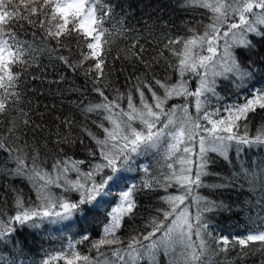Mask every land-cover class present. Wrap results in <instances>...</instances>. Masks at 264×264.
Segmentation results:
<instances>
[{
    "label": "trees",
    "instance_id": "16d2710c",
    "mask_svg": "<svg viewBox=\"0 0 264 264\" xmlns=\"http://www.w3.org/2000/svg\"><path fill=\"white\" fill-rule=\"evenodd\" d=\"M104 3L112 6L113 13L103 24L106 31L101 37V57L105 61L102 67L106 76L98 85L92 80L97 74L95 70L85 75V70L96 61L92 58L84 60L82 53L88 54L91 50L87 48L89 37L86 38L82 32H73L67 38L62 35L61 46L56 44L55 39L46 40L45 29L52 25L45 24L44 28H41L33 27L27 21H20L14 26L17 36L26 45H31L32 50L24 57L29 61L28 64L18 63L12 66V71L19 73L20 101L8 104L6 112L0 115V121H3L0 124V139H4L10 147H23V153L14 151L13 156L26 154L28 167H31V156L35 154L33 149H38L39 163L50 173L56 161H65L69 158L72 161H84L79 167L85 173L91 170L92 165L104 163L93 137L103 140L105 132L98 125L103 124L108 128L111 125L104 119V113L84 111L86 106L101 103L103 100L94 89L102 88L109 99L116 98L119 93L121 96L119 103L124 109H127V96L130 92L134 102L139 105L140 97L136 87L141 81L151 82L158 94L162 95L163 89L155 84L154 77L167 83H175L180 79L175 71V67H178V58L170 49L182 50L183 41L193 35L190 29L203 34L206 25L211 23L209 17L212 14L207 9L188 3L187 0H104ZM57 22L63 23L59 18L53 23ZM67 27L72 28V23ZM258 27L264 31V26ZM176 39H180L181 42L169 44L170 40ZM248 39L255 44L254 49L249 51L235 47L233 52L242 68L249 70L253 75L243 81L233 74H229L228 79L216 77L217 95L206 94L209 97L207 110L220 109L219 116L215 117L217 119L228 115L223 110L225 106L242 105L245 103V97L251 98L255 89H264V42L252 33L248 34ZM136 41L138 43L133 48ZM219 43L222 45L223 40ZM141 46L144 49L142 52ZM134 51L148 62L150 70L133 56ZM222 51V48L219 49L217 58L222 55ZM203 54L206 55V51ZM61 56L66 57L73 67H69L61 60L59 58ZM82 60L81 66L79 62ZM185 79L189 81L190 88L195 90L197 78L189 73ZM143 90L146 98L151 101V93L147 88ZM188 99L190 114L195 117L194 98ZM184 102L183 97H177L170 100L167 106ZM23 113H27V119L30 121L28 126L24 124ZM13 120L16 122L17 131L10 135L8 129L12 125L9 122ZM66 122H70V126ZM201 122L211 127L207 121ZM237 123L240 125L238 135L243 136L247 132L249 138L255 137L258 130L264 126V110L257 107L255 112L248 113L247 120L240 119ZM245 124L247 129L244 127ZM16 135L21 137L19 142L16 141ZM237 148L240 149L239 152ZM90 152H94L95 155H90ZM154 152L134 156L130 170H122L119 173L130 175L123 179L124 181L118 179L115 185L111 184V194L105 197V202L110 203L111 208L102 203L93 211H88L86 215L81 212L79 217L61 220L60 223L66 222L64 225L59 222L50 225L52 222L49 219L36 220L39 227H31V222L23 227L15 223L9 225L14 227L15 231L10 238L0 242V264H43L50 256L67 251L69 244H75L82 255H88L94 262L99 261V264H105L106 259L115 260L111 255L112 249L126 247L131 236L138 234V229L141 233L150 231L144 228L145 223L156 215L157 208L167 207L160 198L167 193L176 192V188L173 187L166 193L159 185H156L154 190L143 188L146 181L157 179L163 181V174L171 171L166 164L172 161H165L161 153ZM228 157L226 160L219 155L211 156L214 162L209 165L210 174L202 177L204 186L194 187L188 198L190 201L193 197H202L217 206L214 211L204 213L212 232V236L208 237L210 252L204 259L210 260V264H264V249H261L259 242H249L243 249L238 242L239 238H245L250 232L264 230V145L249 147L233 143ZM153 161L156 163L153 164ZM15 167L16 164L9 160L8 153L0 151V223L3 224L9 221V217L16 215L17 196L22 198L26 207L40 203L32 183L12 172ZM176 167L179 168V164ZM67 174L69 178L77 179L75 171H69ZM99 178L96 177L97 180ZM80 179L83 180L84 177L81 176ZM132 180H135L133 186H136L134 192L136 207L131 218L127 215L123 217L122 227L117 232L123 244L105 245V249L109 250L108 254L98 255L93 243L103 237V229L110 220L109 213L117 204V193L113 188L114 186L126 188L125 183H131ZM51 190L58 196L69 194L61 188L53 187ZM71 194L73 197H68L69 200H79L78 193ZM143 195L146 196L144 201L140 200ZM81 207L87 210L89 205ZM97 210L104 212V215L102 217L97 215ZM191 212L195 215V205L192 206ZM88 221L92 223L89 226ZM63 233L69 234L70 237L64 235L61 239ZM85 234L89 239L82 240ZM219 236L229 239L226 253L219 251L224 247L222 242L217 243L216 237ZM100 253H104L102 247ZM52 264H64V261H53ZM78 264L83 262L80 261ZM141 264H150V261L145 258ZM157 264H169L163 252L158 255Z\"/></svg>",
    "mask_w": 264,
    "mask_h": 264
},
{
    "label": "snow or ice",
    "instance_id": "6c2138e0",
    "mask_svg": "<svg viewBox=\"0 0 264 264\" xmlns=\"http://www.w3.org/2000/svg\"><path fill=\"white\" fill-rule=\"evenodd\" d=\"M187 2L207 9L212 15L209 17L211 23L206 25L203 34L190 29L193 35L183 41L182 50L170 49L178 58V67H175V71L179 74V80L167 83L154 77L155 84L163 89L162 95L158 94L151 82L141 81L136 87L140 103L137 105L134 102L130 92L127 96V109L121 107L119 93L116 98L109 99L102 88L94 89L103 100L101 103L86 106L84 111L104 113V119L111 125L110 128L103 124L98 125L104 129L103 140L93 137L104 163L92 165L91 170L85 173L79 167L84 161H72L69 158L65 161H56L50 173L39 163L38 149H33L35 154L31 156V167H28L26 154L13 156L14 151L23 153V147H10L4 139H0V151L7 152L9 160L16 164L12 172L32 183L37 200L40 201L39 204L26 207L22 198L16 197V215L9 217L6 224L0 223V242L10 238L15 231L14 227L9 226L11 224L23 227L31 222V227H39L36 220L49 219L56 222L70 219L76 212H84L86 215L88 211H93L111 194V184L119 179L118 174L122 170H130L134 156L155 151L161 153L165 161H172L166 164L171 171L163 174V181L159 179L146 181L143 188L154 190L155 186L159 185L166 193L173 187L176 188V192L167 193L160 198L167 207L157 208L156 215L145 223L144 228L150 231L141 233L138 229V234L131 236L126 247L112 249L115 260L106 259L105 264H141L145 258L150 264H157L161 252L168 258L169 264H210V260L204 258L210 252L208 237L212 236V232L204 213L214 211L217 206L202 197H193L190 201L188 198L194 187L204 186L202 177L210 174L208 168L214 161L209 154L215 153L227 160L233 143L249 147L264 145V126L258 130L255 137L249 138L247 132L243 136L238 135L240 125L237 123L240 119L247 120L248 113L255 112L257 107L264 110V89H255L252 97H245V103L242 105L225 106L223 110L228 115L219 119L215 118L220 114L219 108L215 111L207 110L209 97L206 94L217 95L216 77L228 79L229 74H233L243 81L253 75L249 70L242 68L233 49L235 47L249 51L254 49L256 46L248 39L249 33L264 42V31L258 27L264 26V0H187ZM112 13V6L105 4L104 0H0V90H2L0 115L6 112L8 104L20 101L19 73L13 72L12 66L18 63L28 64L29 61L24 57L32 50L31 45H26L17 36L14 31L16 24L27 21L33 27L44 28L45 24L52 25L45 29L46 40L55 39L56 44L61 46L62 35L67 38L73 32H82L86 38L90 37L87 48L91 52L82 55L84 60L92 58L96 62L85 70V75L95 70L97 74L92 80L98 85L106 76L102 67L105 61L101 57V37L106 31L103 24ZM57 18L63 23L57 22L53 25ZM69 23H72L70 29L67 27ZM221 40L222 45L219 43ZM180 42V39L170 40L169 44ZM136 43L138 41L134 42L133 48ZM221 48L222 55L217 58ZM140 50L144 51L143 46ZM204 51L208 55H204ZM132 54L150 70V65L139 53L134 51ZM59 58L69 67H73L66 57ZM79 63L82 66L83 60ZM189 73L197 78L195 90L190 88L189 81L185 79ZM144 88L151 93V101L146 98ZM177 97H183L185 102L168 107L169 101ZM189 97L195 101V117L189 111ZM20 111L23 112L22 109ZM23 115L24 124L28 126L30 121L27 119V113ZM201 121H207L211 127H207ZM2 123L3 121H0V124ZM9 123L12 126L9 127L8 133L15 134L16 122L13 120ZM66 124L70 126V122ZM244 127L247 129V124ZM20 139L21 137L16 135V141L19 142ZM237 151L240 149L237 148ZM90 155L94 156L95 153L90 152ZM177 164L179 168L176 167ZM69 171H75L77 179L69 178L67 174ZM81 176L84 177L83 180L80 179ZM97 176L100 177L99 180L96 179ZM53 187L61 188L65 193L76 192L79 194V200L72 201L67 196H58L51 190ZM135 191L136 186H133L119 194L120 200L109 213L110 220L103 229V237L93 243L98 255H103L100 253L102 246L123 244L117 232L122 227L123 217L127 215L131 218L133 215L136 207ZM85 204L89 205L87 210L81 207ZM193 205L196 207L195 215L191 212ZM56 208L61 211H55ZM87 239L89 237L85 234L82 240ZM216 239L217 243L222 242L224 245L219 251L226 253L229 239L223 236ZM238 242L242 249L249 242H259L261 249H264V230L250 232L245 238H239ZM59 260H63L64 264H78L80 261L83 264H99V261L94 262L88 255H82L75 244H69L67 251L50 256L43 264H52L53 261Z\"/></svg>",
    "mask_w": 264,
    "mask_h": 264
},
{
    "label": "bare ground",
    "instance_id": "6f19581e",
    "mask_svg": "<svg viewBox=\"0 0 264 264\" xmlns=\"http://www.w3.org/2000/svg\"><path fill=\"white\" fill-rule=\"evenodd\" d=\"M115 12H116V11H115ZM119 21H120V20H119ZM119 21H118V22H119ZM122 23H123V22H122ZM124 26H125V25H124ZM154 153H155V152H154ZM154 153H153V154H154ZM156 154H157V153H156ZM161 155H162V154H161ZM156 157L158 158V156H156ZM161 159H162V158H161ZM157 162H158V161H157ZM154 163H156V162L153 161V164H154ZM159 163H160V162H159ZM162 167H163V166H162ZM157 168H158V167H157ZM159 169H160V168H159ZM161 169H162V168H161ZM123 181H124V180H123ZM132 182H133V180H132ZM134 184H135V183H134ZM113 189H114V190L116 191V193H117V198H116V199H117V203H118L119 200H120V195H119V194H120L123 190L127 189V187H126V188H123L122 186H121V187H115V186H114ZM145 197H146V196L143 195V196L141 197L140 200L143 199V201H144V199H146ZM146 201H147V200H146ZM103 204H104L107 208H111V206H112V205H111L110 203H108L107 201H106L105 203H103ZM143 205H145V204H143ZM96 213H97V215H99V216H101V217L104 215V212H101V210H97ZM60 221H61V220H57L56 222H52V223H50V225H52L53 223H58V222L60 223ZM77 222H79V221H77ZM77 222H76V223H77ZM60 224H63V225H64V224H66V222H63V223H60ZM90 224H92L91 221H88V222H87V225L89 226ZM77 226H78V224L76 225V227H77ZM94 227H95V226H94ZM129 228H130V226H129ZM58 229H62V227H58ZM41 233L43 234L44 231L41 232ZM64 235H68V236L70 237L69 234H67V233H63V234L61 235L60 238L62 239V236L64 237ZM31 237H32V236H31ZM28 238H29V237H28ZM35 238H36V237H35ZM30 239H31V238H30ZM32 239H33V238H32ZM36 240H37V239H36ZM6 242H7V241H6ZM88 242H89V241H88ZM92 242H94V241H92ZM32 243H33V242H32ZM16 244H17V243H16ZM86 244H87V243H86ZM8 245H9V244H8ZM17 245H18V244H17ZM87 245H89V244H87ZM51 246H52V245H51ZM24 248H25V247H24ZM30 251H31V250H30ZM30 251H29V252H30ZM34 252H35V251H34ZM19 260H20V259H19ZM20 264H21V263H20Z\"/></svg>",
    "mask_w": 264,
    "mask_h": 264
},
{
    "label": "rangeland",
    "instance_id": "374dc122",
    "mask_svg": "<svg viewBox=\"0 0 264 264\" xmlns=\"http://www.w3.org/2000/svg\"><path fill=\"white\" fill-rule=\"evenodd\" d=\"M206 55H208V53L206 52ZM113 246V245H112ZM112 255V254H111Z\"/></svg>",
    "mask_w": 264,
    "mask_h": 264
}]
</instances>
